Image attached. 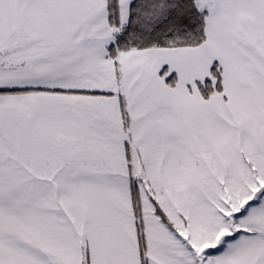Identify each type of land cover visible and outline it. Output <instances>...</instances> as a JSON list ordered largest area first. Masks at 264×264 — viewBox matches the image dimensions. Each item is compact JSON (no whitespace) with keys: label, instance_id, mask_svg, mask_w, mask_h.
<instances>
[{"label":"snow or ice","instance_id":"obj_1","mask_svg":"<svg viewBox=\"0 0 264 264\" xmlns=\"http://www.w3.org/2000/svg\"><path fill=\"white\" fill-rule=\"evenodd\" d=\"M0 264H264V0H0Z\"/></svg>","mask_w":264,"mask_h":264}]
</instances>
